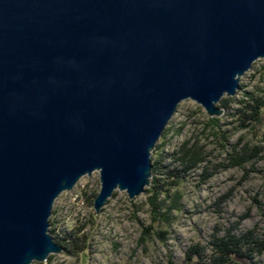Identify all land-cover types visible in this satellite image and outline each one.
<instances>
[{
    "label": "water",
    "instance_id": "obj_1",
    "mask_svg": "<svg viewBox=\"0 0 264 264\" xmlns=\"http://www.w3.org/2000/svg\"><path fill=\"white\" fill-rule=\"evenodd\" d=\"M264 58V0H0V264L64 250L56 199L144 193L179 104L212 117Z\"/></svg>",
    "mask_w": 264,
    "mask_h": 264
},
{
    "label": "rangeland",
    "instance_id": "obj_2",
    "mask_svg": "<svg viewBox=\"0 0 264 264\" xmlns=\"http://www.w3.org/2000/svg\"><path fill=\"white\" fill-rule=\"evenodd\" d=\"M248 94L264 101V58L241 77L235 96L221 99L223 115L210 116L192 99L179 104L152 152L153 166L160 162L153 177L166 184L157 199L161 213L181 192L180 209L172 210L168 221H154L152 184L134 199L127 191L116 190L97 214L94 202L101 181L95 171L55 201L50 232L64 250L33 264H169L170 259L189 264L187 251L192 245L199 243L210 255L214 234L223 235L234 225L237 233L253 228L264 233V121L244 129L236 114ZM213 118L219 119L217 126L210 124ZM188 140L204 147L207 161L187 173L179 186L171 187L170 173L182 171L179 151ZM235 146L258 149L259 154L243 165L221 166L230 162ZM256 259L264 264V255Z\"/></svg>",
    "mask_w": 264,
    "mask_h": 264
},
{
    "label": "trees",
    "instance_id": "obj_3",
    "mask_svg": "<svg viewBox=\"0 0 264 264\" xmlns=\"http://www.w3.org/2000/svg\"><path fill=\"white\" fill-rule=\"evenodd\" d=\"M227 100L223 101L224 106H227ZM242 128L246 129L251 126H260L264 121V101L252 94L247 95V100L243 101L242 106L236 111ZM219 119H211L210 124L218 125ZM258 149L243 146L238 150V146H235L233 152L229 156L231 159L228 164L222 162L220 165L228 167L230 165H243L246 162L252 160L259 154ZM179 159L182 166V171L178 173H170L172 179L170 184L171 187H176L181 184L186 174L194 169L199 168L207 161L206 152L204 147L198 142L186 141L180 148ZM159 163L157 162L153 166V174H157L159 171ZM207 172V171H206ZM211 174H208L209 178ZM161 179H152V187L155 190L154 195L151 197L153 205V218L154 221H168L169 214L172 210L180 209L179 201L181 199V192L177 191L176 198L169 210L165 213H161L159 206L157 205V199L163 191V187L166 184H160ZM168 185V184H167ZM170 188L166 190L169 192ZM154 227V226H151ZM237 226L234 225L226 229L223 235L214 234L211 240L213 252L210 255H206V249L204 246L198 244L192 245L187 251V260L194 264H263L256 258L259 255H264V233H259L257 228H253L241 233L236 232ZM150 233L149 230H147ZM160 233V232H159ZM164 238V236L160 233ZM70 245V244H69ZM68 245V246H69ZM82 250L86 248L82 247ZM169 264H176L170 259Z\"/></svg>",
    "mask_w": 264,
    "mask_h": 264
}]
</instances>
